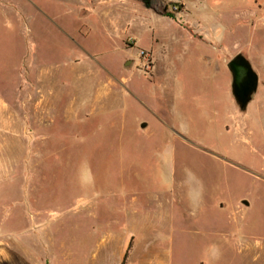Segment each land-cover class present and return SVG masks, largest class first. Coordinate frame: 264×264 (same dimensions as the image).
<instances>
[{"label":"rangeland","instance_id":"obj_1","mask_svg":"<svg viewBox=\"0 0 264 264\" xmlns=\"http://www.w3.org/2000/svg\"><path fill=\"white\" fill-rule=\"evenodd\" d=\"M160 2L0 0V264H264V0Z\"/></svg>","mask_w":264,"mask_h":264},{"label":"crops","instance_id":"obj_2","mask_svg":"<svg viewBox=\"0 0 264 264\" xmlns=\"http://www.w3.org/2000/svg\"><path fill=\"white\" fill-rule=\"evenodd\" d=\"M170 196L166 201V204L168 208L175 210L178 208L181 204L186 201V199L190 198V195H188L187 198H185L184 195H181L178 201L176 199V196L172 193H169ZM127 204H123L119 207V211L122 214H127L130 207H127ZM187 211V217L190 219L191 216L190 211L188 208H186L185 211H183V215ZM85 215L87 220L95 221L98 219V209L97 208H90L88 211H85ZM185 216V215H184ZM172 216L169 215L170 223H172ZM111 246H115L117 249V253L114 257H118L117 264H164L162 260H160L158 254H153L152 247L156 246L155 241L151 242H144L141 237L135 232L131 231L129 233H126L123 237H115L114 242L110 241ZM155 244V245H154ZM145 247V249H144ZM127 253V257L124 261L125 254ZM111 256V255H110Z\"/></svg>","mask_w":264,"mask_h":264},{"label":"water","instance_id":"obj_3","mask_svg":"<svg viewBox=\"0 0 264 264\" xmlns=\"http://www.w3.org/2000/svg\"><path fill=\"white\" fill-rule=\"evenodd\" d=\"M133 64L127 61L125 67L129 68ZM226 68L230 76V94L233 98L234 105L241 113H246L248 105L254 98L258 89V75L253 70L249 60L238 53L227 64ZM141 128L146 124L142 123ZM243 204L248 205L246 202Z\"/></svg>","mask_w":264,"mask_h":264},{"label":"trees","instance_id":"obj_4","mask_svg":"<svg viewBox=\"0 0 264 264\" xmlns=\"http://www.w3.org/2000/svg\"><path fill=\"white\" fill-rule=\"evenodd\" d=\"M141 2L144 4L146 8L154 9L157 12H160L162 14H165V10L161 5L160 0H141ZM171 16V15H169ZM127 257V253L125 254L124 261Z\"/></svg>","mask_w":264,"mask_h":264},{"label":"built area","instance_id":"obj_5","mask_svg":"<svg viewBox=\"0 0 264 264\" xmlns=\"http://www.w3.org/2000/svg\"><path fill=\"white\" fill-rule=\"evenodd\" d=\"M138 56L139 58L142 59L143 63L146 64L147 66H149V54L143 50H140L138 52Z\"/></svg>","mask_w":264,"mask_h":264},{"label":"flooded vegetation","instance_id":"obj_6","mask_svg":"<svg viewBox=\"0 0 264 264\" xmlns=\"http://www.w3.org/2000/svg\"><path fill=\"white\" fill-rule=\"evenodd\" d=\"M236 107V106H235ZM237 109V108H236ZM238 110V109H237ZM244 202V201H243Z\"/></svg>","mask_w":264,"mask_h":264}]
</instances>
